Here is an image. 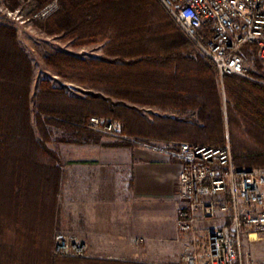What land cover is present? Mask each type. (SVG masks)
Returning <instances> with one entry per match:
<instances>
[{"label":"trees","instance_id":"obj_1","mask_svg":"<svg viewBox=\"0 0 264 264\" xmlns=\"http://www.w3.org/2000/svg\"><path fill=\"white\" fill-rule=\"evenodd\" d=\"M33 1L42 7L51 0ZM40 26L72 47L102 51L96 58L44 55L50 72L85 89L80 97L39 82L35 125L45 139L50 127L70 137L57 142H77L89 135V118L99 117L120 122L135 143L216 148L228 141L238 169L264 168V85L237 76L220 83L214 64L158 0H59ZM253 62L250 75L264 82ZM32 78L15 31L0 24V264H132L51 252L61 170L56 151L36 138Z\"/></svg>","mask_w":264,"mask_h":264},{"label":"built area","instance_id":"obj_2","mask_svg":"<svg viewBox=\"0 0 264 264\" xmlns=\"http://www.w3.org/2000/svg\"><path fill=\"white\" fill-rule=\"evenodd\" d=\"M183 34L215 66L219 79L237 76L264 85L245 67L243 47L254 50L264 71V0H158ZM59 9V0L42 7L26 3L4 9L20 24L44 21ZM90 131L127 139L113 120L90 117ZM180 163L175 225L187 237L179 264H250L243 241L264 234V168L238 169L229 144L204 147L190 143H138ZM209 223L200 227L199 223ZM85 243L58 233L53 255L62 259L88 257Z\"/></svg>","mask_w":264,"mask_h":264},{"label":"crops","instance_id":"obj_3","mask_svg":"<svg viewBox=\"0 0 264 264\" xmlns=\"http://www.w3.org/2000/svg\"><path fill=\"white\" fill-rule=\"evenodd\" d=\"M81 140L55 150L58 228L85 243L90 260L174 263L189 243L175 225L180 163L129 139Z\"/></svg>","mask_w":264,"mask_h":264},{"label":"rangeland","instance_id":"obj_4","mask_svg":"<svg viewBox=\"0 0 264 264\" xmlns=\"http://www.w3.org/2000/svg\"><path fill=\"white\" fill-rule=\"evenodd\" d=\"M26 3H32L36 7H38L37 3L33 0H17L16 5L13 3L12 0H0V24L1 25H7L11 27L16 34V39L20 47L24 50V52L27 54L33 70V78L31 83V109H32V124L35 130L36 138L44 141L45 145L52 150H56V148L59 146L58 144H63L61 142H57L58 139L65 136L64 138H67V140L70 138L65 133L59 131L52 133V128L48 127L47 133L48 138L45 139L43 137V134H41L37 129V126L35 125V109H34V100H35V94L37 91V87L40 81H48L52 87L57 89H64L67 93L74 96H83V94L80 92L81 90H85L84 88L78 86L75 83L68 82L59 76L53 74L50 72L43 62L44 55L51 52H64L73 56L81 57V58H96L102 55L101 46L100 45H92L88 47H81V48H75L72 47L70 44V41L61 40L60 35L55 36H49L47 35L44 30L41 28V24L45 21H32L28 22L26 24H20L16 21L12 20L11 18L7 17L4 13V9L8 8L9 10H16ZM241 53L245 57V67L249 72H255L257 69L253 62V54L252 52L248 51L246 47H243L241 49ZM219 82L221 83V80L219 79ZM150 112L156 113V114H163L156 110H149L144 109V114H149ZM165 115V114H163ZM105 119V118H103ZM109 120V119H108ZM116 121V120H113ZM118 122V121H116ZM88 123V122H87ZM120 125L121 123L118 122ZM89 135H87V138H91L90 141L94 140V138L97 139H111L116 141H121L122 139H115L110 136L95 133L89 130ZM56 133V134H55ZM228 132L226 133V135ZM86 137V136H85ZM228 137V136H227ZM83 140H77V142H80ZM228 144V141H227ZM58 145V146H57ZM57 153V152H56ZM61 188V185H60ZM61 193V189L59 191V194ZM58 194V196H59ZM58 199V197H57ZM59 211V205L56 206V219L54 221L55 225V231L53 233V244H54V237L58 233H64L73 235L70 230L58 228V216L57 212ZM207 226V225H206ZM203 227V226H200ZM75 236V235H73ZM3 239H0V243L3 242ZM53 244L51 252L53 253ZM243 249L245 252L250 255V264H264V234L258 236L256 240H253L251 242L243 241ZM182 254V253H181ZM89 257V252H88ZM180 257H177L176 261L172 264H179L180 263Z\"/></svg>","mask_w":264,"mask_h":264}]
</instances>
